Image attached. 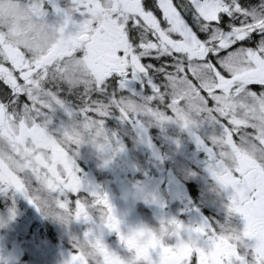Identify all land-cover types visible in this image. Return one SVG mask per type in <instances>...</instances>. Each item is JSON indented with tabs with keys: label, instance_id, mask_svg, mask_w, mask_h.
I'll return each instance as SVG.
<instances>
[{
	"label": "snow or ice",
	"instance_id": "1",
	"mask_svg": "<svg viewBox=\"0 0 264 264\" xmlns=\"http://www.w3.org/2000/svg\"><path fill=\"white\" fill-rule=\"evenodd\" d=\"M31 6L37 13L44 11L42 3ZM57 11L63 12L60 31L71 34L58 52L32 59L0 40V145L19 155V143L27 141L16 132L25 124L54 137L63 129L45 125L56 106L69 117L75 112L82 121L102 126L113 108L121 119L146 112L160 121L176 120L186 129L196 124L193 116L198 115L219 129L208 138L205 151L212 176L232 189L227 215L239 214L242 226L226 222L223 227H235L236 236L224 243L217 235L221 226L185 228L172 218L168 222L177 231L171 247L158 243L136 249L131 260L109 248L91 228L83 240L99 247L100 264H264V0H71L68 10ZM73 12L80 15L78 21ZM100 32L109 55L89 67L90 41ZM128 79L139 80L151 94L136 100L120 96L117 84L123 88ZM77 97L74 108L69 101ZM196 142L205 144L199 136ZM73 147L60 144L65 156L57 164L60 179L55 183L46 169L28 166L0 175V192H19L38 209L39 198L51 196L58 209H70L71 203L75 219L85 221L92 219L89 205L111 209L106 192L92 189L90 204L81 199ZM122 147L117 144L116 150ZM9 211L14 215V209ZM100 225L114 231L127 252L132 249L119 227ZM73 248L64 264H81V257L91 264L78 242ZM171 253L175 256L168 259Z\"/></svg>",
	"mask_w": 264,
	"mask_h": 264
},
{
	"label": "flooded vegetation",
	"instance_id": "2",
	"mask_svg": "<svg viewBox=\"0 0 264 264\" xmlns=\"http://www.w3.org/2000/svg\"><path fill=\"white\" fill-rule=\"evenodd\" d=\"M90 43L98 47L94 50L95 60L92 64V67H96L109 55L103 33H98ZM64 53L62 50L60 54ZM119 90L129 93V99L133 100L138 99V95L147 94V89L137 79L126 80L124 87ZM113 110L115 111L114 108ZM147 114L141 112L136 118L128 119V122L133 126V131L135 129L142 135L140 137L134 133L138 142L150 148L148 153L114 155L107 161L108 171H105L103 176L107 179L106 184L101 183L97 172H88L74 160L82 182L81 199L90 204L92 189L106 192L111 209L108 205L98 204L97 207L103 208L109 214L108 219H111L110 213L115 206L117 214L123 220L122 230L136 223L157 226L160 221L167 222L172 218L179 220L185 228L206 223L219 230L226 222L237 228L241 227L242 218L239 214H233L231 217L227 215L226 204L232 191L231 187H221L216 179L208 174L211 161L205 151L206 145H202L198 155L192 156L194 162H187L179 155L163 154L165 149L158 143L160 139L155 138L143 123L147 120ZM17 118L20 119L19 116ZM62 131L59 132L60 136L65 134ZM157 135L160 136L159 132ZM16 136L21 141L26 140L27 144L19 143V155L10 152L7 159L0 158V175L15 172L18 168L35 166L46 169L53 183L58 181L60 178L57 168L47 166L46 160L56 166L63 163L65 153L60 148L62 143L57 144L55 139L52 143H45L48 133L39 126L29 124L20 128ZM65 139L67 140L66 135ZM183 141L192 142L191 139ZM39 142L45 144L38 145ZM180 162L185 164L186 172L179 168ZM53 206L55 210L61 211L55 203ZM71 207L70 203L69 208ZM97 207L92 206L89 209L91 220L71 217L65 219L45 213L30 203L24 195L12 189L0 192V264H64L69 253L75 250L73 245L77 242L80 244L83 233L90 228L102 236L103 243L109 248L127 258L129 253L121 247L115 232L101 227ZM10 209H14V215L10 214ZM217 235L227 243L228 237L222 235L221 230ZM220 242L217 241L218 244ZM158 243L171 247L169 241L166 242L163 238L157 241L153 238L147 248L155 247ZM89 245L95 248L97 253L100 251L94 242ZM171 256H175V253H171L168 259H171ZM81 264H87L82 257ZM105 264L108 262L105 261Z\"/></svg>",
	"mask_w": 264,
	"mask_h": 264
},
{
	"label": "clouds",
	"instance_id": "3",
	"mask_svg": "<svg viewBox=\"0 0 264 264\" xmlns=\"http://www.w3.org/2000/svg\"><path fill=\"white\" fill-rule=\"evenodd\" d=\"M40 3H42V0H31V4ZM31 4L29 0H0V40L20 47L30 58L36 59L64 48L69 43L71 34L61 32L60 23L48 22L44 18V11L37 13L33 10ZM72 59L78 58L73 57ZM65 135H70L76 141L78 148L73 149V151H77L81 145H90L97 154L101 155L105 163L115 155L116 148L111 145L110 135L102 125L74 119L69 123L67 132L57 137L59 142L67 145ZM242 147L244 146L242 145ZM9 155L10 152L7 147L0 145V158L7 159ZM225 163L232 166L233 161L230 158H225ZM39 203L41 209L47 214L65 219L68 217L75 219L73 210H55L54 200L48 195L41 196ZM91 207L92 205L88 206V211ZM97 208L100 224H115L121 229L123 220L117 214L115 206L112 207L110 213L111 219H108L109 214L103 208ZM176 231L175 224L163 220L157 226L145 223L128 225L126 230L121 231L126 241L132 245L127 259L131 260L136 249L147 248L153 242V238L157 241L161 238L165 239L166 242L170 241ZM221 234L233 238L236 236V229L235 227H223ZM80 249L89 258L91 264H100V258L95 248L82 240L80 241Z\"/></svg>",
	"mask_w": 264,
	"mask_h": 264
},
{
	"label": "rangeland",
	"instance_id": "4",
	"mask_svg": "<svg viewBox=\"0 0 264 264\" xmlns=\"http://www.w3.org/2000/svg\"><path fill=\"white\" fill-rule=\"evenodd\" d=\"M70 3H71V0H42V6L44 9V18L50 23L62 22L63 12L57 11V9L68 10L70 7ZM72 16H73V19H75L77 21L81 18L80 15L78 13H75V12H73ZM96 48H98V47L92 46L91 51L89 53V56L94 52V50ZM64 54H66V52ZM94 60H95L94 58L89 57V59L86 61V63L88 64L89 67L92 66ZM117 92L119 93L120 96L130 98V97H128V96H130L129 93H122V90H118ZM69 104L74 108L78 107L79 98L77 97V100H75V101H69ZM117 113H119V112L117 111ZM48 115H49L50 123L48 124V126L45 125V127H48L50 130L51 129L58 130V129L62 128L63 132H65V133L67 132L68 125L72 120H74V119L82 120L81 117H79L75 114V112L73 113L72 117H69L67 115V113L63 110V108H61L59 106L54 107ZM119 115L114 116V114H112V111H110V114L107 117H104V121H105L104 122V128H105V130L107 132H109L111 130L112 133H115V138H117L119 135V139L112 140L110 142L111 145L114 148H116L117 144H120L123 146L120 150H116L115 154L127 155V154L132 153V152L133 153L137 152L138 143H137L134 135L131 132H129V130L125 127L123 129L122 135L120 134V131H119V127H120L119 121L120 120L118 119V118H120ZM27 118H28L27 116L20 117V119H27ZM133 118H136V117H133ZM193 119L196 120V124H195L196 128L194 127V130L196 131V133H198V134L202 133L205 135L206 138H209L211 135L217 134L219 132V129L214 127L211 123L202 122L201 117H199L198 115H194ZM112 121H115V122L109 123ZM41 123H43V121H41ZM106 124H107V126H106ZM164 127H165L166 131H170L168 129H172L173 127H175V125L169 124V125H165ZM58 136H60L59 133H57L54 137H52L48 134L47 141H45V143H49V141L52 143V140L55 139L56 143L58 144L59 143V141L57 140ZM66 136L68 139V143L65 146L66 147H73L74 146L73 149L78 148L76 141L74 140L71 142V140L73 138L70 135H66ZM123 136L126 137L125 141H124ZM169 140L171 142L177 144L175 131L170 132ZM45 143L39 142L38 145L45 144ZM74 152H75L74 157H77V158L82 157L83 159L94 160L93 156H97L96 161H93L94 163H92V165H91V166L95 167L98 164L99 170L93 168L96 172L102 171L103 170L102 167L107 164V162L105 163L103 161L101 155L97 154L96 151L90 145H86V144L81 145L79 147V149L77 151H74ZM46 164H47V166L51 165L52 168H55V169L57 168L56 165L50 164L49 160H46ZM179 168L183 172H186V170H187L185 167V164L183 162L179 163ZM206 170L207 169H205V171ZM208 174L212 176L210 169H208ZM200 176H203V175L200 174ZM200 180H202V179H199V181ZM106 182H107V179H104V184H106Z\"/></svg>",
	"mask_w": 264,
	"mask_h": 264
}]
</instances>
